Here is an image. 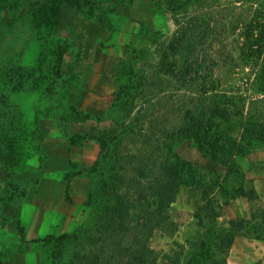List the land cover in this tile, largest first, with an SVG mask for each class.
Wrapping results in <instances>:
<instances>
[{
    "label": "rangeland",
    "instance_id": "rangeland-1",
    "mask_svg": "<svg viewBox=\"0 0 264 264\" xmlns=\"http://www.w3.org/2000/svg\"><path fill=\"white\" fill-rule=\"evenodd\" d=\"M208 105L226 165L181 138ZM258 215L264 0H0V264H200L228 230L212 263L264 264Z\"/></svg>",
    "mask_w": 264,
    "mask_h": 264
},
{
    "label": "trees",
    "instance_id": "trees-1",
    "mask_svg": "<svg viewBox=\"0 0 264 264\" xmlns=\"http://www.w3.org/2000/svg\"><path fill=\"white\" fill-rule=\"evenodd\" d=\"M182 42L183 41H181V43ZM191 46H194V44L186 42V45L184 46L186 48V52L191 51V49H189V47L191 48ZM187 59H188V63H190L191 59L186 58V62H187ZM194 61H195V58L192 59V62ZM188 63L185 65V67L188 66ZM182 70L183 69L181 68V71ZM216 96L217 95H214V94H212L211 96H207L206 97L207 104L208 102H210V100L212 102L214 98H216ZM214 103L215 102H213V104ZM226 114H230V113L221 111L218 108L212 109L211 106L208 105L207 107L204 108L203 111H201V113L200 112L195 113L194 116H191V115L187 116L188 124H187L186 130L188 129L187 132L189 133L188 135H181L182 140L192 139L198 142L200 146L199 148L202 152L203 157L211 159L213 161L221 160L220 162H222L223 165H226L227 162L230 160V158L242 152L240 149L241 147L239 145V142L237 141V138L233 134V131H235V129L230 126L231 123L229 122L226 123V121H229V116L227 118ZM238 115L241 116L242 114L238 113ZM216 119L218 120L215 121ZM184 130L185 129L183 128V131L181 130V132L182 133L186 132ZM242 137L244 136L242 135ZM172 155L174 158L179 160L178 165L180 167L177 169V171H175L174 170L175 168L172 166L167 167L170 170L169 172L170 178L172 179L177 178V172L179 173L180 172L179 169L183 166L188 167L191 172L192 171L195 172V169L192 167L193 164L191 162H187L185 160L179 159L178 156H176L174 153H172ZM178 183L180 184L181 182H178ZM194 184L195 186L200 187V184L197 183V181H194ZM262 216L264 215H258L259 218ZM254 218L256 219V217ZM236 222L237 223H235L233 227L240 224V221H236ZM260 230L259 232H262ZM218 238H219V241L216 245H219L220 247H222L224 249V252L226 253L228 249L230 248V245L234 238V231L228 230L225 233L224 237L222 236V240L219 234L218 236L215 235L213 236V241L214 239L218 240ZM213 241L209 242L208 239H206L201 242V246L199 247L197 251V258H198V262L200 261V264L204 263L206 260L207 262H209V264H215V263H212L211 261L212 258H216V254L214 252L216 245L213 243ZM187 264H194V263L189 261V263ZM223 264H225V260H223Z\"/></svg>",
    "mask_w": 264,
    "mask_h": 264
},
{
    "label": "crops",
    "instance_id": "crops-1",
    "mask_svg": "<svg viewBox=\"0 0 264 264\" xmlns=\"http://www.w3.org/2000/svg\"><path fill=\"white\" fill-rule=\"evenodd\" d=\"M257 254L254 253V252L253 253L252 252H249V253H247V255L246 254H243V255H246L245 256L246 260H250V264H253V262H254L255 257H256ZM227 264H228V260H227Z\"/></svg>",
    "mask_w": 264,
    "mask_h": 264
}]
</instances>
